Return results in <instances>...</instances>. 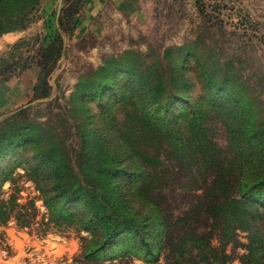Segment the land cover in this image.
<instances>
[{
  "label": "trees",
  "instance_id": "obj_1",
  "mask_svg": "<svg viewBox=\"0 0 264 264\" xmlns=\"http://www.w3.org/2000/svg\"><path fill=\"white\" fill-rule=\"evenodd\" d=\"M37 2L0 0V34L23 29ZM57 23L65 27L60 16ZM52 43L40 52L29 102L48 96L45 75L62 48L61 37H54ZM195 63V77L182 70V63H175L166 75L124 55L110 57L90 76L78 79L70 100V108L81 116L73 162L63 143L27 118L25 105L19 106L0 121V183L9 178L13 167H22L54 223L86 232L81 255L87 260L134 256L157 261L167 249L174 252V264H207L208 252L213 251L209 254L214 259L218 253L206 241V232L197 230L201 213L228 240L236 228L248 231V255L263 258L264 231L254 223L264 220V127L233 83L218 77L200 59ZM196 82L200 87L192 94ZM115 103L127 107L128 122L121 128L110 123ZM210 112L220 117L226 129L233 153L229 157L204 131ZM155 140L184 159L193 151L212 162L215 170L195 211L184 212L174 221L154 186L161 160L146 144ZM5 219L0 204V220Z\"/></svg>",
  "mask_w": 264,
  "mask_h": 264
},
{
  "label": "rangeland",
  "instance_id": "obj_2",
  "mask_svg": "<svg viewBox=\"0 0 264 264\" xmlns=\"http://www.w3.org/2000/svg\"><path fill=\"white\" fill-rule=\"evenodd\" d=\"M48 1L51 4L47 6ZM144 2L147 11L138 12L132 19L124 17L119 22H107L109 24L97 30L75 33L76 18L84 0H38L23 29L0 34V88L8 93V81L37 77L41 50L60 36L62 48L45 75L49 93L31 102V90L25 96L24 89L23 97L15 102L4 95L3 99L9 104L7 111L0 114V121L25 105L26 117L44 126L54 141L63 143L73 162L77 158L81 121L78 111L70 108L75 83L81 77L90 76L110 57L131 55L166 75L175 63H182V70H189L194 77L197 75L195 59H200L247 97L253 105L256 121L264 127V0ZM59 16L64 28L57 23ZM199 87L196 82L192 94ZM177 106L179 103L174 105ZM109 115L111 126L121 128L127 121V107L115 103ZM204 125L207 137L218 151L231 156L220 117L210 112ZM146 145L148 151L161 160L155 168L158 178L155 177L154 186L163 195L172 220L184 212L195 211L215 176L212 162H205L193 151H188L185 159L181 158L160 140ZM0 204L6 210V219L0 220V264H174V252L167 249L157 261L134 256L85 259L81 250L86 232L56 225L34 181L20 166L13 167L9 178L0 183ZM211 221L201 213L197 223V230L206 232V241L218 253L214 259L209 254L213 251H209L207 264H264V257L248 255V231L236 228L233 238L228 240L211 227ZM254 225L264 231L263 219L258 218ZM224 254L228 257L226 260L222 258Z\"/></svg>",
  "mask_w": 264,
  "mask_h": 264
},
{
  "label": "crops",
  "instance_id": "obj_3",
  "mask_svg": "<svg viewBox=\"0 0 264 264\" xmlns=\"http://www.w3.org/2000/svg\"><path fill=\"white\" fill-rule=\"evenodd\" d=\"M144 1L148 0H84L82 10H80L75 23V33H79L85 30H97L101 26H106L107 22L113 23L114 21H120L122 18H134L138 12L147 11V5ZM51 1H48L46 5H50ZM105 12H107L105 14ZM113 12V13H112ZM108 17L106 21V18ZM140 17V16H139ZM116 23V22H115ZM34 78L27 79H13L8 81V93L0 88V112L7 111L8 104L4 98H10L11 102L19 100L24 95L27 96L30 91L32 83L35 81ZM9 99V100H10Z\"/></svg>",
  "mask_w": 264,
  "mask_h": 264
},
{
  "label": "water",
  "instance_id": "obj_4",
  "mask_svg": "<svg viewBox=\"0 0 264 264\" xmlns=\"http://www.w3.org/2000/svg\"><path fill=\"white\" fill-rule=\"evenodd\" d=\"M59 8H60V6H58L57 13L59 12Z\"/></svg>",
  "mask_w": 264,
  "mask_h": 264
}]
</instances>
